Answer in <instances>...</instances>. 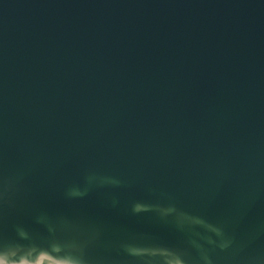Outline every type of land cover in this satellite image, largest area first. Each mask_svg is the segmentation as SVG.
I'll return each instance as SVG.
<instances>
[{
  "label": "water",
  "instance_id": "obj_1",
  "mask_svg": "<svg viewBox=\"0 0 264 264\" xmlns=\"http://www.w3.org/2000/svg\"><path fill=\"white\" fill-rule=\"evenodd\" d=\"M0 264H264V0H0Z\"/></svg>",
  "mask_w": 264,
  "mask_h": 264
}]
</instances>
